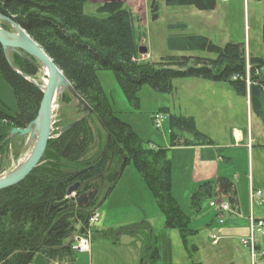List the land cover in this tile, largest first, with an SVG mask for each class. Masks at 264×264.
Segmentation results:
<instances>
[{
  "label": "trees",
  "instance_id": "16d2710c",
  "mask_svg": "<svg viewBox=\"0 0 264 264\" xmlns=\"http://www.w3.org/2000/svg\"><path fill=\"white\" fill-rule=\"evenodd\" d=\"M90 1L0 0V13L26 30L94 111L66 130L61 128L80 115L56 123L59 135L48 140L39 163L20 182L0 190V264H34L37 253L50 262H72L77 252L73 248L74 236L87 232L92 235L89 228L97 203L107 188H115L131 162L153 193L165 226L178 229L187 247L192 219L173 196L168 149L150 148L116 115L99 83V70L112 69L122 91L134 104H138V93L145 85L158 92L172 93L177 78L225 82L239 96L245 97L250 92L252 112L264 124V59L252 54L248 57L245 43L229 41L218 45L205 35L179 34L169 39L171 49L206 54L168 55L154 62L138 61V48L144 37L138 15L122 1L105 2L98 7L99 14H87L85 5ZM167 2L192 5L200 10L217 7V0ZM150 15L153 21L159 18L158 2L151 3ZM173 26L186 27L185 24ZM262 31L264 42V23ZM27 57L12 51V61L24 74L20 75L10 67L0 44V74L12 88L17 104L13 114L0 110V124L6 127L0 135V175L13 145L24 140V136L11 140L10 130L27 127L36 118L44 97L42 88L26 78L36 77L41 65ZM73 101L77 112L76 100L68 92L58 103ZM170 116L174 145L214 143L197 128L193 117ZM178 131H187L190 137L178 136ZM102 139H105L104 146L100 145ZM96 144L100 147L92 153ZM78 182L79 188L69 195V188ZM95 188L98 191L87 205L77 204L79 196ZM217 196L225 197L232 208L236 207L234 180L221 176L200 183L191 196L192 209L199 211L204 198ZM123 233L137 234L138 225L103 230L99 236ZM151 261L158 264L153 257Z\"/></svg>",
  "mask_w": 264,
  "mask_h": 264
},
{
  "label": "rangeland",
  "instance_id": "374dc122",
  "mask_svg": "<svg viewBox=\"0 0 264 264\" xmlns=\"http://www.w3.org/2000/svg\"><path fill=\"white\" fill-rule=\"evenodd\" d=\"M100 5L95 1L88 2L85 12L97 15ZM158 5L159 18L156 21H153L151 15L145 11L137 14L144 33L140 45L148 48V53L138 52V61L154 62L168 55L206 54L171 49L169 39L179 34L205 35L218 45H224L229 41L243 42L248 57L252 54L264 59L262 38L264 0H225L224 2L217 0V7L214 10H200L192 5L169 4L167 0H158ZM175 24H185L186 27H175L173 26ZM10 57L12 58V52ZM51 77L47 69L41 65L38 75L31 78L42 89H46L47 81ZM98 80L104 94L110 99L113 111L132 127L143 142L152 149H168L172 167L173 196L184 212L192 218L195 217L197 212L191 207V196L197 188V183L193 180L192 157L188 152L180 149L179 145L173 144L170 115L191 116L200 131L216 141L227 142L230 132L232 133L235 127L250 122L245 98L237 95L232 85L228 83L188 77L175 79V89L172 93L158 92L145 85L138 93V104H134L122 91L112 69L99 70ZM73 103L74 101L69 104L57 102L54 105L51 112V127L57 128L56 123L61 119L66 122L79 116ZM0 110L10 114L15 113L3 103L1 98ZM158 113L163 114L165 118L162 126L161 124L157 126L154 120ZM252 120L254 123H260L262 130L261 133L257 131V136L261 134L258 140L264 141L262 119L252 112ZM93 125L98 129L95 124ZM5 128L0 124V135L5 132ZM177 134L190 137L187 131H178ZM100 142V145H105V139ZM32 145L33 141H30L29 136H24V140L17 146L13 145L3 173H8L19 166ZM100 145L96 144L92 153L97 151ZM251 159L252 156L242 150V162H239L242 165V172L247 170V165L249 168ZM254 168L255 184H264V153L261 157L254 158ZM247 191L246 181L242 177L244 205H250ZM210 199L206 197L201 203V210L206 213L207 222L215 218ZM256 204L259 206L258 200ZM243 214L247 216L249 213ZM99 218L100 222L92 221L90 224L91 250H78L74 260L69 264H151L152 257L158 264H246L239 253L244 247L240 237L228 241L222 240L218 245H212L210 241H204L202 238L195 241L190 238L186 248L181 232L176 228L165 226L164 215L133 162L127 165L117 185L100 206ZM133 225H138V233L135 235L123 233L108 237L99 236V232L103 230H116ZM256 240L262 252L264 237L257 233ZM193 243L200 246L199 252L193 250ZM33 263L59 264L48 261L40 253L34 256Z\"/></svg>",
  "mask_w": 264,
  "mask_h": 264
},
{
  "label": "crops",
  "instance_id": "0c3cea01",
  "mask_svg": "<svg viewBox=\"0 0 264 264\" xmlns=\"http://www.w3.org/2000/svg\"><path fill=\"white\" fill-rule=\"evenodd\" d=\"M93 1L101 5L108 1H122L127 7L131 8L135 14L140 13V11H145L150 14L151 3L154 1L158 2V0H91L90 2ZM224 1L225 0H222V2ZM0 98L3 103L8 105L11 109L14 111L17 110L14 92L1 74ZM244 98L245 102L248 104V109L246 110L248 116H250V122L249 124L246 122V124L243 123V125L235 127L232 133L230 132V138L227 142L216 141L212 138L214 143L211 145L198 144L178 146L183 151L188 152L192 157L193 180L197 183V187L204 181L214 180L221 176L233 178L236 186L238 204L236 207L232 208V212L225 217L223 223L219 222L217 213L213 208L212 210L215 213V218L211 219L210 222H207V215L201 210L202 206L200 208L201 211H195L193 209L197 212L195 217L192 218L190 216L192 219L190 223L192 233L189 239L192 238L193 241L202 238L204 241H210L212 245H218L222 240L228 241L235 239V237L241 238L246 236L249 232V215H252L256 219H264V184H255L254 180V158L261 157L264 153V141L258 140L261 134L257 136V131L261 133L262 127L260 123H254L252 120L249 91ZM218 131L219 134H221V128H219ZM242 150L245 154L249 153L252 156L251 162H249V168L247 165V170L245 172H242V165L239 164L240 161L242 162ZM242 177L247 184L248 191L246 195L250 205H244L242 203ZM258 191H262L263 196L256 199L253 195ZM217 197L220 199L225 198L221 196ZM256 200H258L259 206L256 204ZM242 212L249 214L244 216ZM215 236L219 238L216 243H214ZM192 247L194 251H200V246L198 244L193 243ZM239 253L246 264H253L249 250L245 248V246L240 249Z\"/></svg>",
  "mask_w": 264,
  "mask_h": 264
},
{
  "label": "water",
  "instance_id": "95a60500",
  "mask_svg": "<svg viewBox=\"0 0 264 264\" xmlns=\"http://www.w3.org/2000/svg\"><path fill=\"white\" fill-rule=\"evenodd\" d=\"M0 44L10 67L20 75H23V72L12 62L10 57L11 51L21 54L24 58L29 59L27 57L29 56L35 59L46 68L52 76L48 87L42 89L44 97L36 118L25 128L13 127L10 130L9 138L11 140L16 136H29L30 141H33V145L19 166L8 173L0 175L1 190L20 182L39 163L45 152L47 142L50 139L51 111L54 105L64 97L66 92L76 100V107L78 108L77 113L81 115L71 123L64 125L61 130L71 128L79 120L87 117L88 114H93L94 111L46 51L17 22L2 13H0ZM139 52L141 54L148 53V48L146 46H141L139 47ZM26 78L33 82L31 78ZM33 83L39 86L38 83ZM79 186V182L71 186L68 190V194L71 195ZM97 190L98 189L95 188L79 196L76 199L77 204L87 205ZM111 191V188H107L101 200L97 203L95 210L100 208Z\"/></svg>",
  "mask_w": 264,
  "mask_h": 264
},
{
  "label": "built area",
  "instance_id": "2783aa9c",
  "mask_svg": "<svg viewBox=\"0 0 264 264\" xmlns=\"http://www.w3.org/2000/svg\"><path fill=\"white\" fill-rule=\"evenodd\" d=\"M164 119L165 118L161 113H158L154 117L157 126L160 124L162 126ZM54 136H58V133L54 134ZM261 196H263V193L260 191L254 193L253 195V197L256 198H260ZM210 205L218 214V219L220 223H223L224 218L232 211L230 203L220 198L211 199ZM92 220L94 222H99V214L96 213ZM249 222V233L247 236L241 237L240 242L243 246L249 249V254L253 264H264V250L261 252L256 240L257 233L264 237V219H255L251 215L249 217ZM214 239V243H216L219 238L215 236ZM73 248L79 251H90V232H87L86 234L78 233L75 236V243Z\"/></svg>",
  "mask_w": 264,
  "mask_h": 264
},
{
  "label": "bare ground",
  "instance_id": "6f19581e",
  "mask_svg": "<svg viewBox=\"0 0 264 264\" xmlns=\"http://www.w3.org/2000/svg\"><path fill=\"white\" fill-rule=\"evenodd\" d=\"M50 75H51V74H50ZM51 79H52V77L47 81V87H48V85H49Z\"/></svg>",
  "mask_w": 264,
  "mask_h": 264
},
{
  "label": "flooded vegetation",
  "instance_id": "af4514ba",
  "mask_svg": "<svg viewBox=\"0 0 264 264\" xmlns=\"http://www.w3.org/2000/svg\"><path fill=\"white\" fill-rule=\"evenodd\" d=\"M92 190H93V189H92ZM97 191H98V190H97ZM88 192H89V191H88ZM88 192H87V193H88ZM96 193H97V192H96ZM96 193H95V194H96ZM85 194H86V193H85Z\"/></svg>",
  "mask_w": 264,
  "mask_h": 264
}]
</instances>
